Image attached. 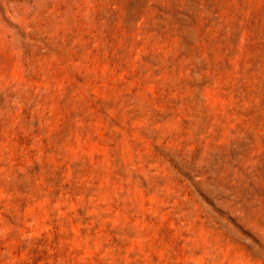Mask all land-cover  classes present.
<instances>
[{
	"label": "rangeland",
	"instance_id": "obj_1",
	"mask_svg": "<svg viewBox=\"0 0 264 264\" xmlns=\"http://www.w3.org/2000/svg\"><path fill=\"white\" fill-rule=\"evenodd\" d=\"M0 264H264V0H0Z\"/></svg>",
	"mask_w": 264,
	"mask_h": 264
}]
</instances>
